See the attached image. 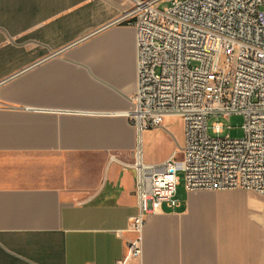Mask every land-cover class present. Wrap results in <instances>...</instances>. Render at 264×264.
<instances>
[{
	"label": "crops",
	"instance_id": "obj_1",
	"mask_svg": "<svg viewBox=\"0 0 264 264\" xmlns=\"http://www.w3.org/2000/svg\"><path fill=\"white\" fill-rule=\"evenodd\" d=\"M131 5L0 0V264H116L136 236L135 150L161 166L182 146L183 129L138 133L125 114L136 34L113 20ZM180 185L125 264L262 263L261 223L253 234L220 221L225 190Z\"/></svg>",
	"mask_w": 264,
	"mask_h": 264
},
{
	"label": "built area",
	"instance_id": "obj_2",
	"mask_svg": "<svg viewBox=\"0 0 264 264\" xmlns=\"http://www.w3.org/2000/svg\"><path fill=\"white\" fill-rule=\"evenodd\" d=\"M113 21L136 34L137 86L126 116L138 133L178 116L184 133L161 166L135 150L136 236L116 262L125 264L141 254L147 216L162 202L178 204L180 173L187 191L264 195V0H132ZM236 113L243 115L241 137L221 135L219 121L208 125L211 116Z\"/></svg>",
	"mask_w": 264,
	"mask_h": 264
},
{
	"label": "rangeland",
	"instance_id": "obj_3",
	"mask_svg": "<svg viewBox=\"0 0 264 264\" xmlns=\"http://www.w3.org/2000/svg\"><path fill=\"white\" fill-rule=\"evenodd\" d=\"M165 5L166 3H162L160 6L163 7ZM216 121L221 122L225 126L224 132L221 135H225L227 133H229L231 137H241L243 135L242 114H231L228 117L211 116L208 119V125H212ZM162 124L173 134H176L179 139H181L183 122L178 116H167L163 119ZM227 125L230 126L229 130L226 128ZM209 133L212 134L211 130H209ZM180 178V186L182 187V174H180ZM222 194L227 197L228 201L224 205L221 204L219 207V211L215 214L217 219L224 222H231L233 225L246 228L248 232L251 233L252 231L253 234H256L257 231L260 230L261 223L263 225L264 232V195L246 189H226L222 192ZM259 218L260 221H258ZM244 248L247 250L249 249V246H244Z\"/></svg>",
	"mask_w": 264,
	"mask_h": 264
}]
</instances>
